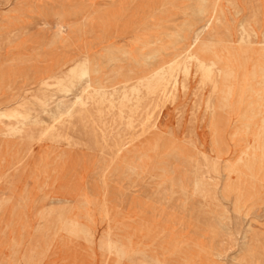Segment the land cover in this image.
<instances>
[{"label":"rangeland","instance_id":"rangeland-1","mask_svg":"<svg viewBox=\"0 0 264 264\" xmlns=\"http://www.w3.org/2000/svg\"><path fill=\"white\" fill-rule=\"evenodd\" d=\"M46 20H81L80 48L51 53ZM178 54L177 82L123 91ZM260 67L264 0H0V264H264V165L235 163Z\"/></svg>","mask_w":264,"mask_h":264},{"label":"bare ground","instance_id":"bare-ground-1","mask_svg":"<svg viewBox=\"0 0 264 264\" xmlns=\"http://www.w3.org/2000/svg\"><path fill=\"white\" fill-rule=\"evenodd\" d=\"M54 11L55 10H51V8H48V7L45 8L44 13H43V18H47V19L50 18L51 16L54 15ZM212 21H213V19H211L209 21L210 25H213ZM46 26H49L51 31L53 30V36H52L51 41L48 45L52 50V51H50L51 53L62 52L63 54H67L70 52L71 49L74 50L76 47L80 48L79 47L80 45L77 44L78 42L75 40L76 36L74 35V32L80 31L81 26H82L81 20L79 22H77L74 26H70L69 23H65L62 21H59L58 23H51L50 21L46 20ZM71 31H72V33H71ZM115 47H116L115 45H110V47L106 49L105 55L106 54L111 55V52H112L111 50L114 49ZM160 49H161L160 50V55H161V53H163L164 49L162 46L160 47ZM81 53H82V55H84L83 51ZM180 54L174 56L170 61L164 62V64L161 67L157 68L153 72V75L157 74V79L155 81H149V83H147V84H141L139 87H131L129 90L124 89L123 91L127 92V93L140 92L141 88H143V87L144 88L146 87L149 90L150 89L155 90L159 83L162 84V86L163 85L165 86L166 81H167V84H168V81H169L168 78H170V77L173 78L171 83L177 82V80H176L177 77L174 74V70H173L174 67H172V69H169V70H165V68L167 66L171 65V62L176 60L177 57H180ZM86 62H87V60L83 59L79 64H83V63L86 64ZM198 62H199V57L197 55L193 56L191 58V60L189 61L190 64H189V66H187V70L184 72L188 73L190 67L198 64ZM199 66L202 69V64H200ZM262 71H263V69L261 67L255 68L252 81L249 83V86L246 90V93L248 94V98L250 100L249 104L252 107L255 106L256 104H258V105L264 104V95H262L256 89L257 86H263L264 85V80H263L264 75H263ZM98 75H100V71H95L93 76H98ZM222 76L224 78V85H226L227 81H228V74L225 71H222ZM87 86H88L89 91L93 90L95 92V94H97V96H102V95L104 96V92H110L109 90H105V88L101 87V86H98L99 88L97 90L94 89V86H93L91 81L87 82ZM89 91L87 92V89L82 88L80 96L78 98V101L73 102L71 104V106L69 108L70 111H73L74 109L78 110L77 109L78 105L87 104L90 101H92V98H90V92ZM118 92H119L118 90L114 91L115 94H118ZM127 93H125L123 95L124 103H125L126 99H128ZM229 93H230V91H229ZM230 95L231 94L227 95L225 100H224V102L226 104H228V102H229ZM145 96H146V94H145ZM111 97H112V93H111ZM90 104H91V102H90ZM252 107H251V109L253 110ZM68 115L70 116V114H68ZM254 142H255V147L250 148L247 146L245 149H243L240 152L239 158L235 161V163H236V166L243 165L246 169H248L250 171H253V170L256 171L257 170L256 171V173H257L259 171V169L262 168V166L264 165V136L257 135ZM251 151H253L254 153L253 154L250 153ZM253 174H254V172H253ZM228 176H230V174H228ZM248 251H250V250H248Z\"/></svg>","mask_w":264,"mask_h":264},{"label":"crops","instance_id":"crops-1","mask_svg":"<svg viewBox=\"0 0 264 264\" xmlns=\"http://www.w3.org/2000/svg\"><path fill=\"white\" fill-rule=\"evenodd\" d=\"M56 153L52 155H49L50 158H65V159H70V158H98L99 155H95L90 153V150H85V149H76V150H67V149H63L60 151H51V153ZM38 155V154H37ZM37 157H43V155L41 156H37ZM102 157V156H100ZM91 253V252H90Z\"/></svg>","mask_w":264,"mask_h":264}]
</instances>
